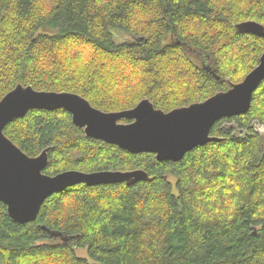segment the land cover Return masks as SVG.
Here are the masks:
<instances>
[{
	"label": "trees",
	"instance_id": "obj_1",
	"mask_svg": "<svg viewBox=\"0 0 264 264\" xmlns=\"http://www.w3.org/2000/svg\"><path fill=\"white\" fill-rule=\"evenodd\" d=\"M248 20L264 24V0H0V98L22 83L104 111L204 101L259 64L264 38L235 27ZM258 125L264 80L247 113L214 124L220 140L178 162L88 137L64 108L30 109L4 132L30 156L48 148L45 173L144 168L152 180L76 184L26 223L0 202V264H264Z\"/></svg>",
	"mask_w": 264,
	"mask_h": 264
},
{
	"label": "water",
	"instance_id": "obj_2",
	"mask_svg": "<svg viewBox=\"0 0 264 264\" xmlns=\"http://www.w3.org/2000/svg\"><path fill=\"white\" fill-rule=\"evenodd\" d=\"M236 27L264 38V24L255 20L240 22ZM263 80L264 51L259 64L242 81L205 101L171 111L156 108L148 98L131 109L103 111L77 93L40 91L19 83L0 98V202L7 206L13 219L26 223L37 218L49 196L76 184L133 185L137 181L152 180L145 169L93 172L72 169L56 175L45 173L48 148L37 156H30L4 132L10 122L25 116L30 109L64 108L71 112L74 123L84 128L87 136L117 144L132 153H155L160 161H176L199 144L220 140L210 135L213 125L222 118L247 113ZM121 119L128 122L122 123Z\"/></svg>",
	"mask_w": 264,
	"mask_h": 264
},
{
	"label": "rangeland",
	"instance_id": "obj_3",
	"mask_svg": "<svg viewBox=\"0 0 264 264\" xmlns=\"http://www.w3.org/2000/svg\"><path fill=\"white\" fill-rule=\"evenodd\" d=\"M240 23V22H239ZM238 24V23H237ZM236 24V25H237ZM236 27V26H235ZM236 30L239 32V33H242V34H250V33H247V32H241L240 30H238V28L236 27ZM257 36V35H256ZM192 54V56H193V58L196 56V54H193V53H191ZM225 64V62H221L220 63V66L221 65H224ZM245 78V77H244ZM260 86V85H259ZM224 91V90H223ZM213 96V95H212ZM211 97V96H210ZM174 100H176V99H174ZM186 106H188V105H186ZM183 107V106H182ZM134 108V107H133ZM179 108V107H178ZM251 108V107H250ZM175 109V108H174ZM173 110V109H172ZM250 110V109H249ZM248 110V111H249ZM104 111V110H103ZM165 111V110H164ZM171 111V110H170ZM120 122H124L123 121V119H121L120 120ZM218 122V121H217ZM225 125L227 126V127H233V129H236V126H235V123L234 122H226L225 123ZM214 126V125H213ZM81 128V127H80ZM83 130H84V128H82ZM212 129V128H211ZM258 129L260 130V132L262 133V134H264V128L262 127V126H259L258 125ZM238 131V129H236V132ZM84 132H85V130H84ZM211 132V131H210ZM86 134V133H85ZM87 135V134H86ZM88 137H90V136H88ZM91 138H93V139H97V138H94V137H91ZM97 140H101V141H104V140H102V139H97ZM106 142V141H105ZM108 143V142H107ZM111 144H113V143H111ZM115 145H117V144H115ZM117 146H119V145H117ZM120 147V146H119ZM121 148V147H120ZM123 149V148H122ZM123 150H125V149H123ZM125 151H127V150H125ZM129 152V151H128ZM130 153H132V152H130ZM139 153H143V152H139ZM145 153H152V152H145ZM185 156V155H184ZM157 158V157H156ZM184 158V157H183ZM182 158V159H183ZM181 159H179V160H176L175 162H178V161H180ZM171 161H173V160H171ZM135 169H144V168H134V169H130V170H135ZM76 253H77V255L78 256H80V257H86V258H89V256H88V253H87V250H86V248H76Z\"/></svg>",
	"mask_w": 264,
	"mask_h": 264
},
{
	"label": "bare ground",
	"instance_id": "obj_4",
	"mask_svg": "<svg viewBox=\"0 0 264 264\" xmlns=\"http://www.w3.org/2000/svg\"><path fill=\"white\" fill-rule=\"evenodd\" d=\"M252 70H253V69H252ZM252 70H251V71H252ZM251 71H250V72H251ZM254 94H255V93H254ZM204 101H205V100H204ZM200 102H202V101H200ZM194 103H195V102H194ZM251 105H252V104H251ZM243 114H245V113H243ZM239 115H241V114H239ZM235 116H236V115H235ZM232 117H233V116H232ZM225 118H230V117H225ZM222 119H223V118H222ZM126 120H127V119H126ZM220 120H221V119H220ZM220 120H219V121H220ZM262 127H263V126H262ZM210 135H211V132H210ZM211 136H213V135H211ZM214 137H216V136H214ZM218 138H220V137H218ZM212 141H218V140H212ZM208 142H211V141H208ZM208 142H207V143H208ZM207 143H206V144H207ZM206 144H199V145H197L196 147H198V146H203V145H206ZM196 147H195V148H196ZM193 149H194V148H193ZM191 150H192V149H191ZM191 150H189V151H191ZM189 151H188V152H189ZM186 153H187V152H186ZM137 182H138V181H137ZM137 182H136V183H137ZM134 184H135V183H134Z\"/></svg>",
	"mask_w": 264,
	"mask_h": 264
}]
</instances>
